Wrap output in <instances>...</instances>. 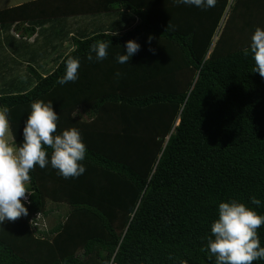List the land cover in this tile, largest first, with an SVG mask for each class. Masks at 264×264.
<instances>
[{
  "label": "trees",
  "instance_id": "16d2710c",
  "mask_svg": "<svg viewBox=\"0 0 264 264\" xmlns=\"http://www.w3.org/2000/svg\"><path fill=\"white\" fill-rule=\"evenodd\" d=\"M230 1L33 0L0 11L1 25L74 47L48 76L29 65L26 92L0 96L11 138L22 145L31 104L51 101L55 134L75 127L87 149L86 171L65 179L45 146L49 163L30 171L22 201L28 215L0 224V264H215L207 243L220 203L264 216V78L250 51L264 0ZM100 40L107 58L88 61ZM129 40L140 49L120 64ZM69 55L78 79L60 85ZM53 205L70 210L35 227ZM257 233L264 247V225Z\"/></svg>",
  "mask_w": 264,
  "mask_h": 264
},
{
  "label": "clouds",
  "instance_id": "9594fccd",
  "mask_svg": "<svg viewBox=\"0 0 264 264\" xmlns=\"http://www.w3.org/2000/svg\"><path fill=\"white\" fill-rule=\"evenodd\" d=\"M175 3L207 9L215 7L216 0H175ZM15 35L21 37L18 32ZM151 39L152 37H149V41ZM108 47L109 43L104 40L92 43L88 61L106 59ZM126 48L127 53L116 58L120 64L129 63L130 58L140 49V45L134 40H129ZM150 51L154 52L153 49ZM250 51L255 62L252 71L258 72L264 78V30L259 27L251 38ZM248 53L249 49L245 48L244 54L247 56ZM79 67V58L69 55L65 61V74L57 83L64 85L75 82L78 79ZM116 75L120 76V72L117 71ZM9 113L10 109L7 107L0 109V224L6 220L14 222L28 215V208L22 201L27 200L29 193L26 185L31 179L30 171L36 165L43 169L49 163L45 146L53 149L51 166L65 179L78 178L86 171L80 163L85 159L87 151L81 133L73 127L64 130L62 134H55L58 115L53 110L51 101L45 103L37 100L31 104V112L23 129V143L20 146L8 136ZM251 203L259 206L261 201L253 196ZM42 220H45L43 216ZM261 225H264V216L245 204L235 200L220 203L219 218L213 223L212 236L208 238L209 258L215 257V264H253L254 261L264 259V247L260 246L257 233ZM180 264H188V261L181 260Z\"/></svg>",
  "mask_w": 264,
  "mask_h": 264
},
{
  "label": "crops",
  "instance_id": "0c3cea01",
  "mask_svg": "<svg viewBox=\"0 0 264 264\" xmlns=\"http://www.w3.org/2000/svg\"><path fill=\"white\" fill-rule=\"evenodd\" d=\"M27 2H19L6 9ZM15 27V24H0V96L5 92L22 93L29 89L32 77L27 69L29 65L34 66L42 76H48L57 68L58 60L74 49L69 40L59 42L48 35L43 37L38 34V29L29 36ZM16 32L24 38L17 37ZM9 138L12 139L11 136Z\"/></svg>",
  "mask_w": 264,
  "mask_h": 264
},
{
  "label": "rangeland",
  "instance_id": "374dc122",
  "mask_svg": "<svg viewBox=\"0 0 264 264\" xmlns=\"http://www.w3.org/2000/svg\"><path fill=\"white\" fill-rule=\"evenodd\" d=\"M27 1H33V0H0V10H3V9H6L7 7H10V6H12V5H14V4H16V3H19V2H27ZM234 2V0H231L230 1V4H229V7H231L233 4H234V6H235V3H233ZM86 22V21H85ZM222 24L224 25L225 24V22L223 21L222 22ZM221 30L222 29H220L219 30V32H221ZM20 34V33H19ZM20 36H21V34H20ZM215 39L217 40L218 39V36H216L215 37ZM71 42H69V44H70ZM0 109H2L1 107H0ZM10 134V135H9ZM8 136L10 137L11 136V132H10V130H9V133H8ZM27 185H28V183H27ZM26 185V186H27ZM53 208H54V213L53 214H51V215H48L47 217H45V220H40V225L42 226V227H49L50 226V228L51 227H54V225H56V223H57V221H58V216H65V215H67V213L69 212V210H70V208L67 206V205H62V206H60L59 208H58V210H56L57 208L55 207V205H53L52 206ZM65 220V219H64ZM33 225L35 226V227H37L36 225H35V223H33Z\"/></svg>",
  "mask_w": 264,
  "mask_h": 264
},
{
  "label": "built area",
  "instance_id": "2783aa9c",
  "mask_svg": "<svg viewBox=\"0 0 264 264\" xmlns=\"http://www.w3.org/2000/svg\"><path fill=\"white\" fill-rule=\"evenodd\" d=\"M29 199V197L27 196V200H23L25 202H27ZM40 220H42V215L41 214H37L32 218V221H34L33 223H35V225L39 228H42V226L40 225Z\"/></svg>",
  "mask_w": 264,
  "mask_h": 264
}]
</instances>
